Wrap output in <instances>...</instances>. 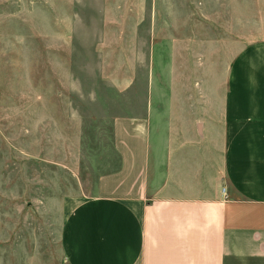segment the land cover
I'll return each instance as SVG.
<instances>
[{
    "label": "crops",
    "instance_id": "crops-1",
    "mask_svg": "<svg viewBox=\"0 0 264 264\" xmlns=\"http://www.w3.org/2000/svg\"><path fill=\"white\" fill-rule=\"evenodd\" d=\"M74 6L0 0L2 42L12 25L45 30L32 50L20 34L16 57L6 41L1 87L18 86L28 122L69 125L72 144ZM100 11L93 50L123 111L111 117L118 165L68 209L64 264H264V0L192 22L185 0H101Z\"/></svg>",
    "mask_w": 264,
    "mask_h": 264
},
{
    "label": "rangeland",
    "instance_id": "rangeland-1",
    "mask_svg": "<svg viewBox=\"0 0 264 264\" xmlns=\"http://www.w3.org/2000/svg\"><path fill=\"white\" fill-rule=\"evenodd\" d=\"M249 2L254 0H185L186 20H209L210 7L219 17L226 7ZM121 3L124 8L127 0ZM100 9L101 0H75V25L69 28V69L78 84L69 94V106L81 117L79 143H69L64 121L56 127L36 124L32 116L29 122L22 118L19 106L24 99L18 86L2 89L0 83V264H64L60 237L68 209L93 194L99 176L118 165L111 117L123 111L115 106L118 98L111 86L99 76L93 50L100 34ZM35 29L45 31L43 25H12L10 33H4L11 56H17L20 34L27 38V50L33 49L28 44L37 36ZM241 32L235 30V35ZM2 37L0 30V82L5 65V74L8 69Z\"/></svg>",
    "mask_w": 264,
    "mask_h": 264
}]
</instances>
